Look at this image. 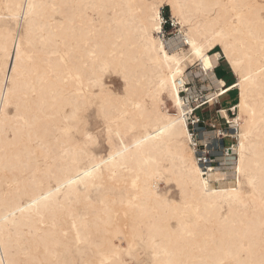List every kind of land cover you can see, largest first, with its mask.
<instances>
[{
    "label": "bare ground",
    "instance_id": "bare-ground-1",
    "mask_svg": "<svg viewBox=\"0 0 264 264\" xmlns=\"http://www.w3.org/2000/svg\"><path fill=\"white\" fill-rule=\"evenodd\" d=\"M29 3L37 6L31 12ZM164 6L178 26L167 39ZM214 37L244 61L251 83L242 84L223 43L207 46ZM262 38L264 0H0V264H259ZM189 39L204 46L212 67L192 55ZM220 58L232 85L214 74ZM194 65L216 89L209 102L238 92L235 117L221 110L237 128L232 185L214 178L223 166L203 173L191 147L180 92ZM107 71L119 85L106 81ZM103 116L115 121L113 142L119 131L130 148L113 162L106 144L83 150L85 130L107 136ZM148 136L156 138L131 147ZM93 165L99 171L85 177ZM169 182L177 199L160 188Z\"/></svg>",
    "mask_w": 264,
    "mask_h": 264
},
{
    "label": "rangeland",
    "instance_id": "rangeland-1",
    "mask_svg": "<svg viewBox=\"0 0 264 264\" xmlns=\"http://www.w3.org/2000/svg\"><path fill=\"white\" fill-rule=\"evenodd\" d=\"M161 16H167L173 22L174 27L165 31V38L167 39V38L173 37L176 34V32L178 31V26L176 25V19L172 17V15L169 11V8L166 6L163 7V9L161 11ZM184 50H187V48H185ZM219 50H220L219 48L216 49V51H218V52H219ZM219 64L220 65L219 66L217 65L215 67V70H214V74H215L216 78H220V79L224 80L226 85L234 83L235 78L232 75L228 65L226 64V62L223 59H220ZM196 66L194 65L192 68L190 67V69L187 72L188 78H187L186 83L189 84L188 88L191 91V95L189 96L190 97L189 98L190 103L193 102V98L196 97L197 95H200V94H204V95L208 94L209 95L210 93L216 91V89L214 88L212 83L210 81H208V79H204V81L202 80V77H201L202 74L200 73L199 68H197ZM226 71H227V73H226ZM112 79H114L116 81L117 85L120 84V76L119 75L112 76L111 72L107 71L106 81L109 82ZM110 84L116 85V84H114L113 81ZM237 94H238V92L235 89L232 91V94H230L228 96H225L226 94L224 96H221L218 99V101L220 100L219 104H217V101L212 102L211 104L202 107L199 111H197V114L200 115L204 119L206 124L212 123L216 127L217 126L219 127V125L221 124L222 127H226L227 126V125H225L226 122H225L224 118L221 116V114L218 113V111H219V109H226L229 106H231L235 102V100L237 98ZM167 108L168 109L172 108V105L170 104V102H167ZM170 112L173 113V108L170 109ZM226 114L229 118L235 117V113H234V116H232L231 112H227ZM209 134H206V135H209ZM225 143H226V145H229L231 143L234 144L235 141H233L231 139H227V140H225ZM104 152H105V150L103 149V153ZM235 158H236V155H232L230 162L227 163L226 166L216 169V173L214 174V178L215 179L217 178V180L219 182H221L222 186H226L228 183H230L231 185L233 184L232 183V177H228V176L232 175V167L235 164ZM160 188L163 192H167V194L169 193L168 195L171 198H173V199L178 198V189L176 188L174 183L169 182L168 184H165V185L161 184Z\"/></svg>",
    "mask_w": 264,
    "mask_h": 264
},
{
    "label": "built area",
    "instance_id": "built-area-1",
    "mask_svg": "<svg viewBox=\"0 0 264 264\" xmlns=\"http://www.w3.org/2000/svg\"><path fill=\"white\" fill-rule=\"evenodd\" d=\"M161 26L163 31L162 36H164V38L165 31L174 27L173 22L166 16H161ZM188 85L189 84L187 83L185 87V90L188 91L180 92V96L181 98L186 99V103L190 107V112L187 116V127L192 140L191 147L194 150V155L198 165L201 169H203V173H205L206 170L212 167H224L230 162L231 156L233 155L231 151L233 143L226 145L225 140L231 139L236 142L237 128H230L225 119V125H227L226 127H222L221 124L219 127H216L212 123L206 124L204 119L197 114V111H199L202 107L217 101L220 97H218L217 100L209 102L210 98H208V94H200L194 97L193 102L190 103L189 96L191 95V91L188 88ZM221 110L226 111V113L231 112L232 116H234V112L231 111V108L219 109V114H221ZM206 133L210 134L205 135Z\"/></svg>",
    "mask_w": 264,
    "mask_h": 264
},
{
    "label": "snow or ice",
    "instance_id": "snow-or-ice-1",
    "mask_svg": "<svg viewBox=\"0 0 264 264\" xmlns=\"http://www.w3.org/2000/svg\"><path fill=\"white\" fill-rule=\"evenodd\" d=\"M217 6H219V5H217ZM35 7H37V6L34 5V4H31V3L28 4V8H29L30 12ZM173 7L175 8L176 5H173ZM154 8H155V6H154ZM153 18L154 19L156 18L155 11H153ZM234 19L239 20L240 17H235ZM188 42L192 45V49H193L192 55L195 56V57H199L203 61L204 67L206 69L212 67L211 62L209 60H207L204 57V55H203L204 46L203 45H198L195 42V40H192V39H189ZM215 43H223L224 44L225 55L228 56L229 60L231 61L233 69L237 73L241 74L242 77H243L242 84L251 83L252 82V77L250 75H247V74L243 73V63H244V61L236 59L234 57V53L229 50V45L227 43H225V41H223V40H217L214 37L212 40L208 41L207 46L211 47ZM160 50L163 51V46H161ZM260 55L262 57H264V38H262L261 41H260ZM16 60H17V62L19 64V62L21 60V54H20L19 50H17V52H16ZM163 61L165 63H167L169 61V56L167 54H165L163 56ZM169 70H171V69H169ZM262 71H264V69H262ZM173 87H175V84H173ZM242 96H243V92H242ZM136 107H139V105H136ZM244 107H246V104H245L244 100L242 99L241 108L243 109ZM252 115L254 116L255 113L253 112ZM98 116H99V114H98ZM73 119H80V117L78 116L77 113H74L73 114ZM103 119L106 121V124L104 125V127L107 129V136L105 137V136H102V135H97L94 138L92 135H90L87 132V130H85L84 133H83L84 138H85V143L83 145V150H87V149H91V148H99L102 145L106 144L108 149L110 150L108 162H113L117 156H121L122 157V156H124L125 153L129 152L130 148L125 146V141L122 138V135H121V133L119 131L115 132V136L120 137V139L118 140V143H114L113 142L114 133H113V129L111 127V124L115 123V121L109 119L107 116H103ZM177 123H180V121L178 119L176 121H174V122H170L169 125L165 126L164 128L157 130L156 131V137L164 135V133L168 132L170 128L175 127V124H177ZM77 130H79V129H77ZM101 132H103V129H101ZM156 137L148 136V137H146L143 140L136 141L131 147L139 148L142 144H145L147 142V140H152V139H155ZM243 150H244V145L242 144L241 145V152H242L241 161H243V158H244L243 157ZM98 171H99V166L98 165H93L92 166V170L85 172L84 176L85 177H89V178H93L94 177V173L98 172ZM71 183H77V181L73 180V181H71ZM252 186L254 187V184ZM57 191H59V190H57ZM233 193H234V197L236 199H239L240 193H238L236 190H233ZM43 198L47 199V197H43ZM36 203H39V201H36L35 203L29 204L28 208H34ZM20 210L24 211L25 209H20ZM22 264H24V262H22ZM100 264H106V261L102 260L100 262ZM259 264H264V258H262L259 261Z\"/></svg>",
    "mask_w": 264,
    "mask_h": 264
},
{
    "label": "crops",
    "instance_id": "crops-1",
    "mask_svg": "<svg viewBox=\"0 0 264 264\" xmlns=\"http://www.w3.org/2000/svg\"><path fill=\"white\" fill-rule=\"evenodd\" d=\"M220 64H218V66H219ZM226 73H227V71H226ZM235 78V77H234ZM224 81V80H223ZM225 82V81H224ZM226 84V83H225ZM233 83H231V84H229V85H232ZM229 85H227V86H229ZM233 90H235V89H233ZM233 90H231V91H229L225 96H228V95H230V94H232V91ZM219 102H220V100L218 101L217 100V104H219ZM237 102V98H236V100H235V102L231 105V106H229L228 108H232L234 105H235V103ZM228 108H226V109H228Z\"/></svg>",
    "mask_w": 264,
    "mask_h": 264
},
{
    "label": "trees",
    "instance_id": "trees-1",
    "mask_svg": "<svg viewBox=\"0 0 264 264\" xmlns=\"http://www.w3.org/2000/svg\"><path fill=\"white\" fill-rule=\"evenodd\" d=\"M167 17V16H166Z\"/></svg>",
    "mask_w": 264,
    "mask_h": 264
}]
</instances>
